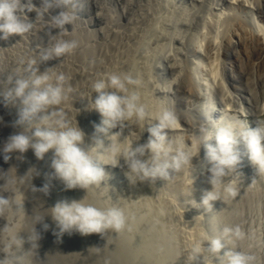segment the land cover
I'll list each match as a JSON object with an SVG mask.
<instances>
[{
  "label": "rangeland",
  "instance_id": "1",
  "mask_svg": "<svg viewBox=\"0 0 264 264\" xmlns=\"http://www.w3.org/2000/svg\"><path fill=\"white\" fill-rule=\"evenodd\" d=\"M243 1L244 7L229 0H73L67 10L75 11L76 18L70 24L73 31L67 32H74V39L58 28L57 35L52 31L44 34V22L49 20L25 10L28 20L36 26L24 36L13 34L0 40V92L11 87L6 83L7 76L21 61L31 58L37 61L34 67L38 74L47 72L53 82L63 75L67 99L59 107L85 133V146L93 142L94 126L101 120L99 113L90 108L96 96L92 84L111 72L129 73L140 80L137 91L150 110L169 108L175 112L180 128L169 131L170 140L183 137L188 144L196 143L203 129L214 131V125L226 121L238 127L264 126V66L260 67L259 59H255L259 42L256 34L264 38V0ZM27 2L21 0L22 4ZM31 2L40 7L42 0ZM98 15L102 18L95 17ZM237 33L247 43V59L237 45ZM68 38L78 43L71 54L41 61V55L51 53L57 41ZM226 38H232L230 45L224 43ZM19 107L18 100L6 104L0 97V149L11 135L23 131V126L15 124ZM209 108L212 110L206 118ZM146 129L147 125L133 147L146 142ZM110 131H119L123 140L135 139L140 129L132 124ZM238 147L241 161L216 186L219 199L210 201L211 206L199 204L203 194L212 190L203 144L193 157L191 174L181 171L168 180L132 183L121 160L118 167L105 165L108 176L100 186L90 189H66L62 181L48 176L53 171L52 150L43 159H37L31 148L24 153H10L7 161L0 153V186L10 169L18 178L34 169L31 179L21 185L25 223L18 233L31 264H186L187 252L182 251L173 261L171 250L185 248L201 232L224 239L223 228L235 225L245 233L244 239L226 242L225 248L210 256L211 264H225L223 254L233 247L253 256L252 264H264V172L257 171L249 161L243 144ZM45 183L49 184L47 192L41 191ZM228 183L238 188L235 198L227 197L223 191ZM0 195L13 194L0 187ZM83 198L99 206L123 208L128 217L125 229L87 235L73 231L58 237L51 207L62 199ZM36 216L40 219L35 220ZM7 224V217L0 216V230ZM32 231L38 234L35 246L28 239ZM5 255L0 245V259Z\"/></svg>",
  "mask_w": 264,
  "mask_h": 264
},
{
  "label": "clouds",
  "instance_id": "2",
  "mask_svg": "<svg viewBox=\"0 0 264 264\" xmlns=\"http://www.w3.org/2000/svg\"><path fill=\"white\" fill-rule=\"evenodd\" d=\"M72 3L73 0H42L41 6L36 7L31 0L26 4H22L21 0H0V40H7L13 34L24 36L34 30L36 24L28 20L25 10L35 11L36 18L43 19L44 13L53 6L65 10L51 18V26L66 35L64 26L72 24L76 18L74 11L67 10ZM77 46L76 40L60 39L51 53L41 55V61L53 55L60 57L71 54ZM36 64L35 58L21 61L20 66L7 76L6 83L11 87L0 92L6 104L19 101L15 124L23 126V131L11 135L0 149L5 161L14 151L24 153L31 148L37 159H43L52 150L50 167L53 171L48 176L62 181L66 189H90L100 186L108 176L105 165L118 167L121 160L127 167L125 175L132 183L157 178L168 180L181 171L191 174L193 157L198 155L199 147L203 144L212 184V190L206 191L199 203L204 206H211L210 201L219 199L214 189L240 163L242 153L238 145L243 144L247 158L257 171L264 172V126L238 127L226 121L219 126L214 125V131L203 129L196 143L188 144L183 137L170 140L169 131L180 127L175 112L169 108L150 110L137 91L141 81L129 73H107L92 84V92L96 96L91 100L90 108L99 113L101 120L94 126L93 142L85 146V133L76 123L73 125L67 113L59 107L67 99L64 76H57L53 82L47 72L38 74L34 67ZM132 124L140 129L135 139L125 137L121 140L119 131H110L117 127L123 130ZM145 125L148 139L133 147V142L139 140L140 133L145 130ZM33 171L29 169L25 176L18 178L10 169L5 183L0 186L13 194L10 197L0 195V216H6L8 220L7 226L0 230L3 233V243L0 245L6 253L0 259V264H31L30 257L22 250L24 240L18 233L25 223L21 185L31 179ZM48 189L49 184L45 183L41 191L47 192ZM223 191L227 197L235 198L238 195V188L233 183L224 185ZM50 215L58 229V237L73 231L81 235L103 234L108 229L120 231L128 223L123 208L99 206L85 198L59 200L51 207ZM34 219L39 220L40 217ZM222 237L224 239L201 232L185 248L172 249V259L175 261L185 251L186 264H211V255L225 248L226 242L244 239L245 233L239 225H235L224 227ZM28 239L35 246L38 234L32 231ZM223 257L225 264H252L254 260L253 256L235 247L227 249Z\"/></svg>",
  "mask_w": 264,
  "mask_h": 264
},
{
  "label": "bare ground",
  "instance_id": "3",
  "mask_svg": "<svg viewBox=\"0 0 264 264\" xmlns=\"http://www.w3.org/2000/svg\"><path fill=\"white\" fill-rule=\"evenodd\" d=\"M25 1V0H24ZM229 2L231 3V4H233V5H239L240 7H244V5H245V2L243 1V0H229ZM62 10H65V9H63L62 7H60V8H55V6H53V7H51V8H49V12L47 11L46 13H44V16H43V18H46L47 20H49L48 22L45 20V22H44V28H45V32H44V34L46 33V31L48 32H50V31H52L53 33H55V35H57L56 33H57V28H54V27H52L51 26V18L53 17V16H56V15H58L59 14V12L60 11H62ZM101 10V9H100ZM75 12V11H74ZM25 13H26V11H25ZM29 13V15L31 14V15H35L36 14V12L35 11H31V12H28ZM27 13V14H28ZM19 14V13H18ZM102 15H98V16H95V17H97L98 19H100V18H102L101 17ZM100 17V18H99ZM97 18H95L96 19V21H97ZM104 18V17H103ZM99 21V20H98ZM101 21H102V19H101ZM234 21H236V19L234 20ZM103 22V21H102ZM104 22H106V21H104ZM39 26V25H38ZM65 29L68 31V30H71V32L73 31V29H72V26L70 25V24H66L65 26ZM253 29V31H255L256 29H255V27H253L252 28ZM39 30V29H38ZM251 30V29H250ZM60 31V30H59ZM246 31V30H245ZM248 31V30H247ZM246 31V32H247ZM41 32V31H40ZM71 32H67V34H66V36L68 35V36H70V38H76L75 37V33L73 34V33H71ZM249 32H251V31H249ZM42 33H43V31H42ZM241 33V32H240ZM240 33H237V34H235V37L237 38V45L239 46V47H241V50H242V53L244 54L243 55V57L245 56L246 57V59H247V57H249V51H248V46H247V43H244V40H243V36H241V34ZM248 33V32H247ZM255 33H256V31H255ZM61 34V33H60ZM63 34V33H62ZM80 34H81V32H80ZM93 34V33H92ZM244 34V33H243ZM242 34V35H243ZM252 34V33H251ZM250 34V35H251ZM48 35H50V34H48ZM245 35H248V34H245ZM261 35V34H260ZM36 36V35H35ZM51 36V35H50ZM59 36V35H58ZM254 36V35H253ZM39 37V36H38ZM52 37V36H51ZM55 37V36H54ZM24 38V37H23ZM22 38V39H23ZM30 38V37H29ZM45 38V37H44ZM64 38H65V35H64ZM73 38V39H74ZM245 38V37H244ZM249 38H251V37H249ZM248 38V39H249ZM255 38V37H254ZM257 38H259V42H258V47H257V49H256V51H255V59H259V61H258V65L261 67V66H264V38H262V37H260L259 36V34H256V38L255 39H257ZM69 39V38H68ZM83 39V38H82ZM115 39V38H114ZM26 40V39H25ZM84 40V39H83ZM216 40V39H215ZM224 40V43H226V45L228 44V45H230V43H231V41H232V38H231V40H230V38H226V39H223ZM223 40H222V42H223ZM248 41V40H247ZM252 41V40H251ZM254 41V40H253ZM26 42H28L27 40H26ZM84 42V41H83ZM110 42V41H109ZM120 42V41H119ZM119 42H117V43H119ZM29 43H30V41H29ZM86 43V42H85ZM221 43V42H220ZM255 43V42H254ZM254 43H250V44H254ZM222 44V43H221ZM220 44V45H221ZM217 45V44H216ZM220 45H218V46H220ZM107 46V45H106ZM105 46V47H106ZM33 47V46H32ZM89 47V46H88ZM102 47H103V45H102ZM108 47V46H107ZM106 47V48H107ZM212 47V46H211ZM252 47V46H251ZM256 47V46H255ZM89 48H91V47H89ZM254 48V47H253ZM110 49V48H109ZM227 49V48H226ZM250 50V49H249ZM223 51H224V49H223ZM83 52V51H82ZM215 52V51H214ZM79 53V52H78ZM213 53V52H212ZM253 53V52H252ZM215 54V53H214ZM220 55V54H219ZM248 55V56H247ZM83 56V55H82ZM87 56V55H86ZM217 56V55H216ZM257 57V58H256ZM83 58V57H82ZM215 58V57H214ZM238 59V58H237ZM85 60V59H84ZM88 60V59H87ZM86 60V61H87ZM95 61V60H94ZM97 61V60H96ZM168 61V60H167ZM237 61V60H236ZM239 61V60H238ZM88 62V61H87ZM90 63V62H89ZM92 63V62H91ZM98 63V62H97ZM166 63V62H165ZM164 63V64H165ZM169 63H171L170 62V60H169ZM166 64H168V63H166ZM92 65V64H91ZM237 65H238V63H237ZM257 65V66H258ZM163 66V65H162ZM239 66V65H238ZM166 66H164V68H165ZM167 67H169L168 65H167ZM173 68H174V66H173ZM172 68V69H173ZM78 69H79V67H78ZM166 69V68H165ZM170 68H168V70H169ZM259 69V68H258ZM263 69V68H262ZM88 70H89V68H88ZM167 70V71H168ZM171 70V69H170ZM215 70V69H214ZM76 71V70H75ZM83 71V70H82ZM169 72V71H168ZM176 72H178V71H176ZM171 74L173 73L172 71L170 72ZM181 73V72H180ZM89 74V73H88ZM177 74V73H176ZM179 74V73H178ZM174 75V74H173ZM86 76V75H85ZM175 76V75H174ZM177 76V75H176ZM182 76V75H181ZM214 76V75H213ZM180 77V76H179ZM179 77H178V80H179ZM173 78V77H172ZM171 78V79H172ZM174 79V78H173ZM152 80V79H151ZM174 81V80H173ZM176 83V82H175ZM183 83H185V81L183 82ZM174 85V84H173ZM174 87V86H173ZM159 89V88H158ZM175 89V88H174ZM187 89V88H186ZM166 90H167V88H166ZM172 90V89H171ZM183 90H185L184 88H183ZM175 91V90H174ZM187 91H189V90H187ZM169 92V91H168ZM167 93V92H166ZM181 97V96H180ZM209 103V102H208ZM210 105V104H209ZM211 110H212V108H209V111L207 112V117L206 118H208V116L210 115V113H211ZM206 111V110H205ZM206 114V113H205ZM204 118V117H203ZM206 120H208V119H206ZM180 128V127H179ZM176 130H179V129H176ZM176 130H172V131H175L176 132ZM179 132V131H178ZM172 133V132H171ZM87 135V134H86ZM205 159V158H204ZM205 161V160H204ZM203 161V162H204ZM200 164V163H199ZM205 168V167H204ZM187 175V174H186ZM120 185V184H119ZM125 195V194H124ZM124 198V197H123ZM139 198V197H138ZM137 198V199H138ZM142 198V197H141ZM250 198V197H249ZM248 200V199H247ZM150 204V203H149ZM144 211V210H143ZM134 212V211H133ZM139 212V211H138ZM129 213V212H128Z\"/></svg>",
  "mask_w": 264,
  "mask_h": 264
}]
</instances>
